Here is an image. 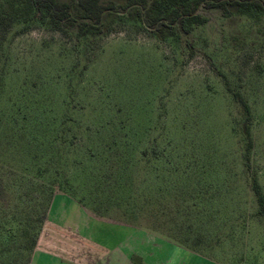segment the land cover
Here are the masks:
<instances>
[{"label": "rangeland", "instance_id": "rangeland-1", "mask_svg": "<svg viewBox=\"0 0 264 264\" xmlns=\"http://www.w3.org/2000/svg\"><path fill=\"white\" fill-rule=\"evenodd\" d=\"M199 13L207 21L189 34L146 26L129 8L124 14L108 12L96 34L73 26L64 35L36 19L14 24L0 37V113L54 110L58 130L65 113L73 111L77 118L69 122L74 129L68 131L73 140L67 171H21L30 150L18 151L13 140L0 136V264H30L33 239L56 194L196 255H179L172 264H264V216L258 214L243 159L245 114L231 92L243 94L253 109L251 171L264 191V14L226 16L206 6ZM87 125L91 141L99 139L95 130L101 129L124 157L127 151L139 156L133 145L149 149L142 171H102L106 153L93 155L89 137L81 140ZM156 135H162L158 143ZM110 153L114 161L118 154ZM139 175L140 188L154 198L145 211L132 188ZM50 189L56 190L51 197ZM133 195L132 214L122 203ZM56 237L54 247L68 245L64 232ZM92 237L99 242L103 235L96 227ZM134 240L128 244L132 264H170L174 258L165 244ZM83 243L75 240L79 250Z\"/></svg>", "mask_w": 264, "mask_h": 264}, {"label": "trees", "instance_id": "trees-1", "mask_svg": "<svg viewBox=\"0 0 264 264\" xmlns=\"http://www.w3.org/2000/svg\"><path fill=\"white\" fill-rule=\"evenodd\" d=\"M202 6L219 8L226 16L240 14L253 18L264 14V0H0V37L5 38L12 25L21 22L29 23L36 19L42 20L64 35H67L69 29L73 26H77L82 33L96 34L102 30L108 12L121 11L124 14L129 8L135 9L139 19L146 26L151 28L164 26L172 29V32L177 29L184 34H189L195 26L204 24L207 21L199 13ZM225 82L227 88L231 91L228 81ZM231 92L245 114L244 166L250 174V184L258 206V214L264 216V191L257 172L251 171L252 153L255 147L251 127L254 119L253 109L243 94L236 91ZM12 110L0 113V136L7 140H13L18 151L23 150L25 147L30 150L25 159L26 161L22 162L21 171L27 173H31V171H67L69 165L68 155L71 153L68 146L73 140L69 141L67 137L69 138L68 131L72 132L74 129V126L69 122L74 123L77 119L76 115L72 113L73 111L64 114L63 120H61V130H58L57 120L59 116L54 115L56 113L54 110L40 108L24 110L19 108L17 111L13 108ZM78 128L81 129V126ZM91 128L89 125L86 126V131L84 129L83 132L85 136L81 140L89 137L86 132ZM95 131L100 135L98 136L99 139L91 141V137H89V143H86V145L89 146L88 149L93 155L106 153L107 157L101 158L104 161L106 160L108 166L101 167L102 171H134V169L142 171L141 163L143 157L151 153L149 149L139 151L133 145V151L138 152L139 156L132 157L127 151L126 154L124 153V157L117 143L114 146L108 143L105 137L102 136L101 129ZM77 135V133H73V138L78 137ZM113 135L116 136L115 133ZM135 135L139 137V131ZM160 138H162V135H156L154 142L158 143ZM133 141L134 139H132ZM103 142H107V144L104 146ZM42 144L45 145V149H42ZM128 145L126 144V146ZM109 152L118 154L115 156L114 161ZM74 163L76 167L80 165L77 164L76 160ZM81 170L87 171V168L84 166ZM139 176V184L132 183V188L136 190V198L144 201L141 207L145 211L150 208L149 204L154 205V198L143 192V185L141 186L142 189L140 188L143 179L141 175ZM118 187L119 189L130 190L128 187ZM131 191L133 192V190ZM53 192L55 193L56 190L50 189L48 192L49 197L52 196ZM168 193L170 196L173 194V192L171 194V189H168ZM144 195H146V198H144ZM133 202H135L134 195L122 203V206L125 205L127 213H132V209H135ZM81 204L91 210L86 204ZM154 210L153 208L151 211L154 212ZM166 210H168V207H166ZM169 210L170 212L173 211L172 204L169 205ZM94 214L101 217L100 214L95 212ZM39 234L40 232L33 239V245L37 244Z\"/></svg>", "mask_w": 264, "mask_h": 264}, {"label": "crops", "instance_id": "crops-1", "mask_svg": "<svg viewBox=\"0 0 264 264\" xmlns=\"http://www.w3.org/2000/svg\"><path fill=\"white\" fill-rule=\"evenodd\" d=\"M96 227L99 234L103 235L99 242L91 240ZM59 231L69 236V243L54 247L59 238L56 237ZM105 236L114 237V240L105 241ZM61 237L65 239V236ZM134 237L135 243L138 244H165L168 254H174V258L172 256L168 261L170 264L179 255L186 254L187 259L196 257L192 251L174 242L124 221L102 219L69 195L56 194L40 231L30 264H132V254L128 246ZM78 239L89 243L90 247L85 249L87 246L83 243L84 250H79L81 246L75 244ZM140 257L144 259L140 254H136L135 259L139 260Z\"/></svg>", "mask_w": 264, "mask_h": 264}]
</instances>
